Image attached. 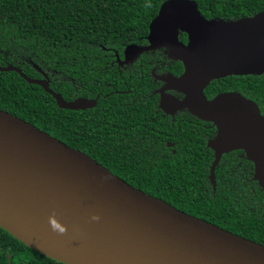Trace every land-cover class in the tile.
<instances>
[{
  "label": "water",
  "instance_id": "obj_1",
  "mask_svg": "<svg viewBox=\"0 0 264 264\" xmlns=\"http://www.w3.org/2000/svg\"><path fill=\"white\" fill-rule=\"evenodd\" d=\"M168 28L173 38L163 41ZM175 28L188 33V46L179 42ZM147 40V46L126 48L125 64L166 46L184 62L185 73L166 81L186 99L163 97L162 105L174 102L217 127L209 143L215 152L214 189L223 155L243 150L264 190V115L258 104L237 93L212 101L204 94L215 79L264 75V12L234 21L207 20L193 0H166ZM0 71L17 72L40 86L61 109L94 106L82 99L65 101L43 72L45 79L38 80L12 65ZM0 228L57 264H264L263 244L143 192L88 154L1 109Z\"/></svg>",
  "mask_w": 264,
  "mask_h": 264
},
{
  "label": "trees",
  "instance_id": "obj_2",
  "mask_svg": "<svg viewBox=\"0 0 264 264\" xmlns=\"http://www.w3.org/2000/svg\"><path fill=\"white\" fill-rule=\"evenodd\" d=\"M165 1L0 0V67L12 65L29 78L40 79L36 65L49 75L50 88L71 100L83 77L112 79L114 70H103L98 60L106 55L102 47L122 54L126 46L145 42ZM193 1L212 19L235 20L264 12V0ZM243 89L260 97L264 113V75L247 76ZM0 109L88 154L143 192L264 245V191L252 180L249 162L225 156L216 168L214 189L208 180L211 161L190 157L201 144L190 142L188 151H183L187 155L171 159L153 155L152 150L136 156L127 141L116 149L110 129L104 130L103 122L96 121L98 115L82 116L80 111L59 108L43 88L14 71H0ZM0 264L57 262L0 228Z\"/></svg>",
  "mask_w": 264,
  "mask_h": 264
},
{
  "label": "flooded vegetation",
  "instance_id": "obj_3",
  "mask_svg": "<svg viewBox=\"0 0 264 264\" xmlns=\"http://www.w3.org/2000/svg\"><path fill=\"white\" fill-rule=\"evenodd\" d=\"M179 22L181 21L179 20ZM175 30L179 42L188 46L190 44L188 33L181 28H175ZM163 33V41L173 38L172 28L165 29ZM147 37L145 42L132 45L140 47L149 45ZM128 46L123 49L122 54H119L115 49L102 47L106 55L98 60L103 65V70H114L112 79L95 78L88 80L83 77L79 83L77 96L65 101L72 102L82 99L91 104L94 103L93 107H86L78 111L81 112L82 116L85 114L86 116L98 115L96 121L103 122L104 130L110 129V139L112 143L115 142L116 149H120L123 143L127 141L126 146L136 156L149 155L152 150L153 155L158 153L164 158L171 159L175 156L187 155L185 152L188 151L187 145L190 142L201 144L202 147L196 148L194 153H190V157L196 161H211L208 180L212 184L210 176L215 152L209 147V143L217 136V127L213 122L199 118L188 108L181 109L174 102L165 101V104L162 105L163 97L170 101L177 100L180 102L186 99L187 96L184 93L168 89L169 84L166 81L167 78H180L185 73L184 62L173 55L172 47L166 46L146 52L133 63L125 64V50ZM42 72L47 75L50 82L49 75L43 70ZM42 72H40L42 78L38 80L45 79ZM246 77L234 75L215 79L204 89V94L209 101H212L222 94L237 93L243 98L257 103L262 115H264L259 104L260 97H257L256 93L248 94L243 89ZM67 81L74 83L72 80ZM230 83L231 86H229ZM87 133L85 131L83 136ZM89 133L91 132L89 131ZM227 155L235 160L249 162L254 171L252 180L256 182L254 180V164L243 150L224 154L222 159ZM243 171L244 174L245 170L243 169ZM256 183L258 184V182ZM258 186L261 188L259 184Z\"/></svg>",
  "mask_w": 264,
  "mask_h": 264
}]
</instances>
